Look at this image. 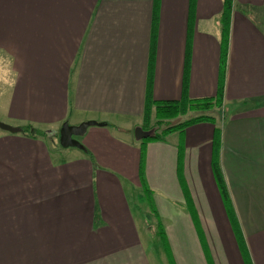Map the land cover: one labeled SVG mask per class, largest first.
<instances>
[{"label": "crops", "instance_id": "obj_1", "mask_svg": "<svg viewBox=\"0 0 264 264\" xmlns=\"http://www.w3.org/2000/svg\"><path fill=\"white\" fill-rule=\"evenodd\" d=\"M153 11L0 0V121L51 138L0 133V264H153L130 201L142 187L172 264H264V0H234L226 46L224 0H161L155 44ZM220 91L215 124L133 136L149 95ZM88 121L81 149L56 152L64 124Z\"/></svg>", "mask_w": 264, "mask_h": 264}, {"label": "trees", "instance_id": "obj_2", "mask_svg": "<svg viewBox=\"0 0 264 264\" xmlns=\"http://www.w3.org/2000/svg\"><path fill=\"white\" fill-rule=\"evenodd\" d=\"M160 2L161 0H154L153 11V34L152 43L155 44L157 35L158 20L160 14ZM234 7V0H224V12L221 17L222 25V44L226 46L228 44L229 32L231 27V16ZM153 59V55H152ZM226 63L223 62V67ZM223 108V96L222 92H219L217 98L214 99H202V100H190L183 98L180 102H154L151 96H148L145 106V113L142 122V131L146 134V138H143L145 142L164 141L172 134L179 133L184 134L185 131L194 125L200 123H212L215 124L216 119L209 115L214 109ZM191 114H194L191 116ZM190 115V117H189ZM182 117H189L185 121H178ZM177 120V121H176ZM176 121V122H174ZM22 134L29 135L30 137H41L51 140L49 133L43 130L34 128L33 126L22 127L19 129ZM219 138V132L217 133ZM57 139L60 141V134ZM218 171V179L220 181V188L225 198H228L227 186L224 183L223 176L220 173V169L216 166V173ZM146 191V188H145ZM148 196V192H144ZM149 199V196H148ZM150 200V199H149ZM156 229H157V241H159L164 248H166V238L162 225L159 221L158 215L156 216Z\"/></svg>", "mask_w": 264, "mask_h": 264}, {"label": "rangeland", "instance_id": "obj_3", "mask_svg": "<svg viewBox=\"0 0 264 264\" xmlns=\"http://www.w3.org/2000/svg\"><path fill=\"white\" fill-rule=\"evenodd\" d=\"M223 108L220 109H214L213 111H211L209 113L210 116L216 118H220L223 115ZM220 114V116H219ZM194 114H191V116H193ZM190 117V115H189ZM189 117H182L180 118V120L178 119V121H185L187 120ZM177 121V120H176ZM174 121V122H176ZM1 122V121H0ZM91 121L85 122V123H89ZM4 123V122H1ZM129 123H131V129H132V134L133 136L140 141V135H138L139 131L141 130V126H140V121L139 120H131L129 121ZM6 124V123H4ZM84 124V123H83ZM8 125V124H6ZM82 124L78 125V126H72L69 124L70 127H75V128H79ZM10 126V125H8ZM3 130L0 129V133ZM61 129L59 130L60 134ZM5 132V131H3ZM75 139L78 140H82L81 138H77L75 137ZM169 140H172V138H169ZM61 151V146H60V142L58 140V144L56 147V152ZM129 190L131 191L132 189L129 188ZM131 203H136L138 205V207H140L143 210V214H141L140 210L134 205V213H135V217H139V218H143V216H145L144 220L145 222L149 223V226L145 225L143 226L145 229H143V227L141 226V233L140 235H142L141 239L143 238V243L145 245V249L146 251L149 253L150 256V260L153 264H172L173 262L168 258V251L167 248H164V246L157 241V239L155 238L154 234L152 235V231L156 228V216L157 213L154 211V208L152 207V203L149 201L148 196H146V194L144 193L143 187H142V191L140 192V194L137 193L136 189L134 194H132L131 199H130ZM133 205V204H132ZM145 214V215H144ZM143 215V216H142ZM148 227H150L149 230ZM140 232V229H139ZM168 253H167V252Z\"/></svg>", "mask_w": 264, "mask_h": 264}, {"label": "water", "instance_id": "obj_4", "mask_svg": "<svg viewBox=\"0 0 264 264\" xmlns=\"http://www.w3.org/2000/svg\"><path fill=\"white\" fill-rule=\"evenodd\" d=\"M97 125L96 122H89L82 124L79 128L70 127L68 124H64L60 131V146L63 148H82L81 143L75 139V137L79 138L85 135L86 131L90 126ZM0 129L8 132V133H19L20 130L8 126L4 123L0 122ZM138 135H140V139L146 138L148 134L144 133L142 129L139 131Z\"/></svg>", "mask_w": 264, "mask_h": 264}]
</instances>
